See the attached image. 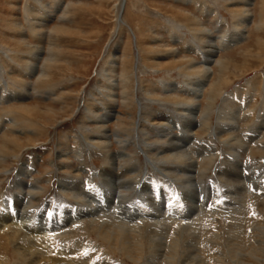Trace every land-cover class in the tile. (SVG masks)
<instances>
[{"label": "rangeland", "instance_id": "obj_1", "mask_svg": "<svg viewBox=\"0 0 264 264\" xmlns=\"http://www.w3.org/2000/svg\"><path fill=\"white\" fill-rule=\"evenodd\" d=\"M118 1L0 0V144L5 143L8 135H12V129L23 132L18 135L21 143L29 142L23 148H15L14 153L0 152V210L5 209L6 198L23 195L27 191L16 188L18 179L40 191L34 199H29L27 212L30 216L44 203L48 204L47 209L50 210H53L50 203L85 205L82 200L77 201L69 193L60 191L59 182L62 179H80L86 184L92 177L94 185L104 184L100 172L109 163L106 151L84 141L86 136H92L98 126L90 120L92 114L89 115V111L98 116H103L107 110L112 112V117H107L103 125L109 135L107 151L126 156L125 160L118 161L120 169L116 170L117 173H121L122 169H136V175L127 173L126 176L142 181L151 175L153 179H163L165 183L168 180L155 172L149 161L156 166L160 164L161 168L166 166L164 169L180 177L179 180L173 179L180 190L175 193L178 197L185 189L181 181V164L173 163L170 159L169 162H161L157 157L162 155L159 154L160 142L172 139L181 130L175 127L162 130L158 124V119L162 117L157 115L166 113V116L181 123L184 113L182 109L188 105L186 103L192 96L184 90L200 78L201 72L197 68L203 63L201 60L207 49L206 42L210 38L219 50L209 64L212 74L197 100V113L193 114L199 122L204 121L205 117L207 121L204 124L201 122L190 133L189 148L192 157L201 149L206 154L210 153L209 150L214 152L213 162L208 161L205 153L197 157L198 184L205 189L209 185L207 183L213 180L217 182L213 184L220 189L237 190L235 196L245 199H242V203L246 208L237 211V217L242 220H239L240 230H232L231 218L226 220L216 217L212 222L205 219L206 225L198 223L200 232L196 230L197 237L199 242L203 241L202 244H209V247L213 245L216 248L220 244L225 254L228 248L225 240L228 236L231 239L236 234L244 237L248 243L252 242L255 235L264 230L261 228L264 223L260 225L264 220V199L257 195L258 190L255 192L253 189L257 180L248 182L247 174L241 172L237 182L230 179V185L227 183L226 187L225 177L229 179L231 173H221L232 158L236 159L248 165L249 171H262L260 177L263 181H257V185L262 183L259 190L264 189V141L259 143L264 137V0H253L248 8L249 21L240 24V30L245 31L241 40L229 45L223 41L238 30L236 14L244 10L239 4L240 0H126L122 12L123 23L117 19ZM46 10L51 14L48 18ZM40 19L45 20V24L39 35L36 33L38 31L32 29L37 30V25L42 23ZM56 26L64 27V31L54 32ZM204 31L209 35H205ZM34 45H40L43 49L36 71L31 75L27 66L32 61L31 50ZM14 95L16 98L12 97ZM24 107L34 111L30 109V112L24 114L21 112ZM206 147L209 149L206 150ZM22 168H27L26 176L18 174ZM88 176H91L90 180H87ZM103 188L105 191L108 189ZM138 189L146 190L145 187ZM136 191L125 192V197L132 201ZM24 198L28 199L25 195ZM51 198L55 203H62L54 204ZM176 200L180 206V200ZM175 202H169L167 207L159 204V207L175 211L180 208L174 207ZM224 202L227 203L224 198L218 200L219 205ZM220 206L225 208L224 205ZM252 206L253 210L250 209ZM175 212L177 214H173L176 219L181 212ZM234 213L231 216L233 219L236 218ZM108 224L104 223V229H100L97 223L85 219L79 225H69L66 233L56 236L54 241L61 247L65 242L84 244L82 250L84 255L90 257V264H101V260L104 264H148L150 260L153 261L150 253L151 234L146 225H140L139 233L123 235L131 244L130 249L126 247L129 251L126 252L124 246L128 243L123 242L122 236L114 242L107 236L112 233V227ZM171 227L167 244L164 243L167 254L172 247V240L177 239L180 252L183 244L189 240L187 233L181 231L180 227ZM10 228L12 230L7 227L0 233V262L4 260L5 264H26L30 258L28 255L21 257L20 250L28 246L32 236L28 237L27 230L18 232L13 226ZM143 229L146 236L143 235ZM225 229L232 232L228 235ZM22 235H26L24 239ZM179 238H183L182 241ZM138 240L142 246L140 250L132 248ZM15 244L21 249L17 250ZM14 248L20 255L16 254ZM42 248L39 247V250L46 252ZM32 251L33 248L28 253ZM53 253L49 255L56 254ZM75 254L72 256L78 258ZM213 256H208L202 261L203 264L225 262ZM257 257L247 253L244 261L255 259L253 262H257ZM164 260L160 257L158 263ZM227 260L229 264L236 263L230 258Z\"/></svg>", "mask_w": 264, "mask_h": 264}, {"label": "bare ground", "instance_id": "obj_2", "mask_svg": "<svg viewBox=\"0 0 264 264\" xmlns=\"http://www.w3.org/2000/svg\"><path fill=\"white\" fill-rule=\"evenodd\" d=\"M125 3H126V0H119L117 3V5H118L117 19H118L119 23H123L122 12H123V8L125 7ZM251 3H253V0H240L239 4H241L244 7V10L243 11L240 10L241 12H238L236 14L237 15L236 21L238 22V24L236 26H237L238 30H236V33H234L232 36H230L229 39L227 38V40H226L224 38V40H226V41H223L224 43L229 45V44H234L236 42H239V40H241L242 33H244L245 31H243V29L240 30V27H241L240 24L241 23L244 24L245 22L249 21L248 8L251 5ZM50 15H51L50 12L46 10V17L48 18V17H50ZM40 20L42 23H39L37 25V30L32 29L33 31H38L36 33L39 35L41 34V27L45 24L44 23L45 20H43V19H40ZM62 28H64V27H62ZM62 28H61V26L60 27L56 26L53 29V31L56 33H59V31H64V30H62ZM201 32H203V31H201ZM204 33H205V35H209L207 31L206 32L204 31ZM200 38H203V37H200ZM207 38H209V36H207ZM201 41H203V40L201 39ZM203 44H205V43H203ZM225 46H227V45H225ZM32 48H31L32 49L31 50V60L32 61H30L28 63V66H27L28 72L31 73V75H33L36 71L37 61L40 59V55H41L42 49H43L40 45H34ZM206 48L207 49L204 51L203 58L201 60L203 63L201 64V66L199 68H197L201 72L200 78L194 82H191L192 85L188 86V88L186 90H184L187 93L189 92V94H191L192 96H191V99L189 100V102L186 103L188 105L185 108L182 106L183 107L182 110L184 113L182 116L183 120L181 121V123H177V121H175L174 118H172L170 116H166L165 115L166 113L165 114L159 113L157 115L158 117H162V118L158 119V124L163 128L162 130H165L168 127L169 128L175 127V128H179L181 130V133L179 135H176L173 138L171 137L172 139H169V140L165 139L164 141L160 142V144H162V145L160 146V153L159 154H162V155L158 156L157 158L161 159V162H166L170 159L173 163H176L178 165L181 164L180 172L183 174V179H181V181L184 182L185 189H184V191L182 190L183 192L180 193V195H179L180 197L178 196V199L180 200V206L183 207L185 204L186 208L185 207H184V209H181L182 207L177 208L175 211H178V213L181 212V214L178 215V217L175 219L174 218L175 215L173 214V212L176 213L175 211L167 210V208L160 209V207H159L160 203H158L159 197H158L157 192L158 193L161 192L162 194L172 192L175 194L176 190H177L176 188L178 186L176 187V185L174 186L172 184L171 185L172 187H170V186H167L166 183H164V182H158V181L155 182V181L149 180L147 177L144 178L142 181H139L136 177L131 178V177L126 176L127 173L136 175L137 174V172H135L136 169H122L123 168L122 167L121 173H117L116 170L120 169L118 167L119 166L118 161L125 160L126 156L122 155V153H120V154L115 153V152L109 153L107 151V148L109 146V135L107 134L106 129L104 128L103 125L106 122L107 117H110L112 112L107 110V112H104L103 116H98V115H95L89 111V115L92 114L90 117V120L95 122L98 126L96 127V129H94L95 132L92 133V136L91 137L86 136L84 138V141H86L87 143H90L96 147L102 148L104 151H106L109 163H108V166L104 169V171H102L100 173L103 176V180H105L104 185L108 189L105 191V189L103 188V190L101 191V189H99V188H94V186L91 184L90 179H89L90 181L87 182L86 184L84 182H82L80 179H78V180L73 179V178L72 179H66V180L62 179L59 182L60 191L63 193H66V192L69 193L71 195L70 197L77 200V201L82 200V202H84L85 205L84 206H72V205H64V204L53 205L50 203L49 206L53 207V210H50V209L44 210L43 209L44 210L43 212L40 211L41 214H37V212H35L33 216H30V215H28V212H27L28 207L30 206L29 199H34L35 196H38V193L40 191L35 186H33V185L31 186V185H27V184L25 185L22 179H18L16 181V188L22 189L23 191L26 189L27 191L23 192V195H16L15 197L13 196L14 198H12V199L5 200V202H4L5 209L0 210V233L4 232L5 228H7V227H9V229L12 230V228H10V226H13L14 229H16L18 232H19V230H27V234L29 235L28 237L32 236V238H33V239L30 238L28 240L29 244L25 248L27 251L24 249L25 251L22 250V251H24V252H22L20 250L21 248H19L20 246L19 245L16 246L17 243L15 244V246H16L15 248H17V250H20V252L22 253L21 257L27 256V255L29 256L30 259H27L28 261L25 262L26 264H52L53 262L55 264H62L61 262H63V261H64L63 264H90L89 263L90 257H88V255H84V251L82 250L84 244H79L76 242L72 243V244H67L65 242L62 247L59 244V246L61 248L57 249L56 247H59V246H57L58 243L54 241L56 236H62L63 234L66 233L65 231H67V229H68L67 227H69V225H71V224L74 225V223L79 225L85 219H87L91 222H95V224L97 223V225L100 226V229L103 228L102 225H104V223H106V222L109 223L108 226L112 227V229L110 228V230H112L111 231L112 233H111V235H107V236H110V239L113 242L117 241L116 239H118L120 236L123 237L124 234H130V236H131V234L134 232L139 233L140 229H141L140 225L141 224L146 225V227L149 229L148 231H150V234H151L150 235V237H151L150 238L151 239V244H150L151 252L150 253H151V258L153 259V261H151L149 258L150 262H148V264H176V261H177V264H203L202 261H205V259L208 258V256L212 257L213 255L219 257L222 262L225 261L222 264H229V262H227L228 258L234 260L236 262L235 264H264V230L263 229L261 231L259 230L260 231L259 233L255 232V233H257L255 235L256 237H255V239H252V242L249 241L250 243H248L244 237L236 236V234L234 235L235 237H231V235H230L231 239H229V236H228V239H226V240L224 239L225 240V246H228L226 254L223 251H221V249H220L221 245L220 244H219V246L214 248L213 245H212V247H209V244H202L203 241L202 242H199L200 240L198 241L199 236L197 237L196 230L199 229V232H200V225L199 224L206 222L205 219H208V220L210 219V221L212 222L216 217H220V219L231 218L230 220L233 222L231 224L232 230H234V231L240 230L241 226H240L239 220H241V219L239 217H237V213L239 212L240 209H242V207L246 206L244 203H242L245 201L244 198H241L240 196H235V194H238L237 190H230V189H225V188H224L225 190H223V189H220L219 186L216 187V184L215 183L213 184V182H211L209 185H207L205 187V189H203L201 187V185L198 184V182L196 180V174L198 172L197 168L199 167V160H197L198 159L197 157L201 156L205 152L202 151L204 149H201L198 154L194 153V155H195L194 157L191 156L192 151L189 148V145L191 144V137H190L191 134L190 133L193 132V130L196 126L199 127L201 122H203V124H204V121H205V123H206L207 117L204 118V121L199 122V120H197L195 118L196 116L193 114L197 113L196 112L197 105H198L197 100L202 95L203 88H204L207 80L209 79L210 75L212 74L211 73V67H209V64L213 62V58L215 57L216 53L219 50L216 43L214 41H212L210 38L206 42ZM171 53L174 54L172 50H171ZM160 54H161V52H160ZM50 63H51V61H50ZM225 66H227V65H225ZM184 70L185 69H183V71ZM225 70H227V69H225ZM183 74L186 75V73H184V72H183ZM217 76H219V75L217 74ZM188 81H190V80H188ZM208 86H209V84H208ZM24 94L27 96V94H28L27 91L24 90ZM12 97L16 98L15 95ZM0 101H1V99H0ZM30 109H32V108L24 107L21 109L22 111L21 110L20 111L22 113L24 112V114H26V113L31 111ZM35 112H36V110H35ZM184 115H186V116H184ZM111 117H112V115H111ZM12 130H13L12 135H8L7 136L8 138L5 137V138H7L5 140V143L0 144V152L1 153H2V151L3 152L10 151V153H14L15 148H23L24 146L28 145V143H29V142L28 143H21L22 141L19 139L18 135H20V133H23L22 131H19L16 129H12ZM25 131H27V130H25ZM259 136H258V138H259ZM262 138H264V137H262ZM262 138L260 139L259 143H263L264 139H262ZM27 141H29V140H27ZM7 145H9V146H7ZM8 147H9V149H7ZM12 147H14V148H12ZM257 147H259V146H257ZM207 149H209V148L206 147V150ZM209 151H210V153H208V154L205 153V155H206V157L209 158L208 161L210 162L213 159L214 152H212L211 150H209ZM149 165L153 168V170L155 172H157L158 174H160L161 176L166 178L171 183L173 182L174 178H176L178 180L180 179V177L178 175H175L174 172L168 171V169H164L166 166L164 168H161V167H159L160 164H159V166H156L157 164L154 165L152 163V161H149ZM232 167H234V168H232ZM225 168L226 169L222 168L224 170L222 171L221 174L231 173V177L229 179L227 177H225L226 178L225 179V182H226L225 186L230 179L237 182V179L240 178L239 176H240L241 172L243 173V172H245V170L248 171V174L246 176V179L248 180V182H252L253 179H257V177H259L262 174V171H259V173H255L254 171H249L250 167L248 168V165L246 166L243 163H240V162H238V160L233 159V158H232L231 162L229 163V165L226 166ZM26 169H24V168L20 169L18 174L20 176H24V175L26 176ZM172 170L174 171V169H172ZM130 171H133V172L130 173ZM170 173H172L173 175H171ZM256 183H257V181H256ZM247 184H245V185L247 186ZM232 185H234V184H232ZM250 186H251V184H249V187ZM140 187H145L146 190H144V191L139 190L138 188H140ZM230 187H232V186H230ZM238 188H240V186ZM260 188H262L261 185L259 187L257 185V187L254 186L253 189L255 190V192L258 190L257 195L260 196V198L264 199V189H263V191H261V190H259ZM131 190H133V191L138 190L136 192L138 194L143 193L146 198L143 195H141L143 198L142 200H140V201H135V200L129 201L128 197H125L124 193L125 192L129 193V191H131ZM243 191H245V190H243ZM243 191H241V192H243ZM91 193L93 194V196L91 195ZM96 194L100 195L102 200H104V201H102V203L104 202L103 204L100 203V200H97L96 197H94V196H96ZM24 195H25V197H28V199H25ZM220 198H224L227 200V203L224 202L223 204H220L222 206L224 205L225 208H222L218 204V200ZM242 199H244V201ZM254 200L252 199V201H254ZM15 203L17 204L16 206H15ZM173 204H174V207H179V204H177V203H173ZM251 205H254V204H251ZM251 205H249V206H251ZM254 206H252L250 208H252V210H253ZM19 207H21V208H19ZM166 211H168V213ZM119 212L120 213L122 212V214H119ZM232 213H234L236 215V218L233 219L231 217ZM259 216H260V214H259ZM261 217H262V215H261ZM30 223H32V225H30ZM261 223H264L263 219H262V222H260V225H261ZM150 224H154L156 226L152 227V225H150ZM196 224H198L199 226H197ZM204 224L206 225V223H204ZM211 225H212V223H210V226ZM223 225H224V223H223ZM171 226H174L176 228L180 227V229H182L181 231H184L187 233V238L189 240L186 241L185 244H183L184 246L181 247V252L179 251L180 248L178 245V241H176L177 239L172 240L173 241V242H171L172 247L169 248L170 250H169V253L167 254L165 252V244L164 243H166L168 234L171 233V229H172ZM97 228H96V230H97ZM210 228H212V227H210ZM261 228H264V227H261ZM100 229H99V231H100ZM144 230L145 229H143V231ZM232 230L228 231L225 229V232L227 231L228 235H229L232 232ZM215 231H217V230L215 229ZM204 233L206 234L207 232H204ZM234 233H236V232H234ZM144 234L146 236L145 231L143 232V235ZM205 234H204V236H205ZM239 234H240V232H239ZM148 235H149V233H148ZM226 235H227V233H226ZM24 236H26V235H24ZM24 236L22 235V238ZM102 237H103V235H102ZM138 238H136V239H138ZM127 239L125 237L122 238L124 243H128ZM145 239H146V237H145ZM182 239L179 238L180 241H182ZM220 239H221V237L219 238V240ZM139 240L135 241L136 243L133 244L132 248L137 249V250H140V248H142V246H140V243H138ZM169 241H171V240L169 239ZM214 242H215V244H217L216 241H213V243ZM221 244H222V242H221ZM169 245H171V244H169ZM248 245H250L249 248H248ZM39 247H41V248L43 247L42 249H46L45 250L46 252H42V250H39ZM126 247L128 249H130L131 244L128 243V244H126V246H124V250H127L126 252H129ZM222 247H224V246L222 245ZM15 248H14V251H15ZM31 248H33V251L31 253H28V251H31ZM114 248H115V246H114ZM212 248H214V249H212ZM66 249H68V250H66ZM52 251L56 253V254L53 253V254H55L54 256L49 255L50 253H52ZM81 251H83V252L81 253ZM15 252L17 254V251H15ZM74 253H76L75 254L76 256L78 255V258H75L72 256V254H74ZM179 253H181L180 256H179ZM247 253L249 255H255V256L258 255L259 256V257H257L258 261L253 262L255 259L253 261L251 260L250 262L244 261V258H245ZM30 254H32V255L30 256ZM17 255H20V254H17ZM129 255H131V254H129ZM215 256H213V257L216 258ZM160 257L165 258V260L163 261L164 263L163 262L158 263V260H160ZM1 262H2V264H5L4 260H1ZM104 263L105 262L101 260V264H104Z\"/></svg>", "mask_w": 264, "mask_h": 264}]
</instances>
